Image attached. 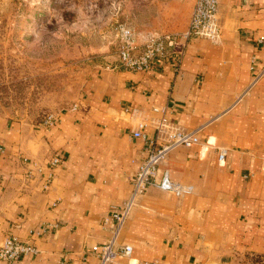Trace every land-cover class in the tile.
Here are the masks:
<instances>
[{
	"label": "crops",
	"instance_id": "0c3cea01",
	"mask_svg": "<svg viewBox=\"0 0 264 264\" xmlns=\"http://www.w3.org/2000/svg\"><path fill=\"white\" fill-rule=\"evenodd\" d=\"M219 11L221 41L193 37L179 71L175 47L149 72L105 62L55 125L0 129V244L15 235L39 249L13 264H99L113 234L103 220L130 197L148 156L133 133L143 124L153 137L163 117L204 126L201 142L172 149L157 174L194 189L149 186L117 239L133 253L113 264H235L239 253H264V74L238 101L264 69V0H219ZM54 156L63 160L51 171Z\"/></svg>",
	"mask_w": 264,
	"mask_h": 264
},
{
	"label": "rangeland",
	"instance_id": "374dc122",
	"mask_svg": "<svg viewBox=\"0 0 264 264\" xmlns=\"http://www.w3.org/2000/svg\"><path fill=\"white\" fill-rule=\"evenodd\" d=\"M194 2L0 0V129L41 125L50 114L59 119L73 110L96 67L118 59L120 25L143 39L182 33ZM258 254L242 252L234 262L264 264Z\"/></svg>",
	"mask_w": 264,
	"mask_h": 264
},
{
	"label": "built area",
	"instance_id": "2783aa9c",
	"mask_svg": "<svg viewBox=\"0 0 264 264\" xmlns=\"http://www.w3.org/2000/svg\"><path fill=\"white\" fill-rule=\"evenodd\" d=\"M117 35L120 39L117 49L118 63L123 69L134 72H149L155 68L158 60L168 58L170 48L175 47L179 55L176 70L179 71L182 57L193 37L204 38L213 43L221 41L219 0H195L188 27L181 34H156L147 37L143 42H139L132 27L120 25L117 28ZM253 66L252 68H254ZM262 74H264V69L252 82V86ZM250 88H247L246 92L238 98V101L250 91ZM77 108L78 104L73 109ZM57 120L53 114H50L44 118L42 125L51 127L56 124ZM144 128L145 126L140 124L139 128L134 131L133 136L144 140L148 156L140 165L132 180L133 187L130 197L121 205L115 207L112 213L103 220L104 225L113 223V234L100 249L99 264H113L119 256L130 257L133 253V247L129 244L117 246V239L138 198L146 193L149 186H157L161 190L172 192L177 196L190 194L194 189L192 185L173 180L168 169L162 171L160 178L157 177V174L161 162L172 149L201 142L200 132L204 126L191 131L183 130L172 126L167 118L163 117L157 123L153 137H149L144 132ZM2 154H4V148L0 146V156ZM226 156L227 150L221 148L218 154L219 165H224ZM62 160L61 156H54L50 161L51 171L58 167ZM51 178L52 174L48 178L49 183L46 187L50 185ZM38 252L39 249L32 242L24 241L15 235L7 236L0 244V260L8 264H13L26 256L35 255ZM136 264L170 263L160 259H151L142 260Z\"/></svg>",
	"mask_w": 264,
	"mask_h": 264
},
{
	"label": "trees",
	"instance_id": "16d2710c",
	"mask_svg": "<svg viewBox=\"0 0 264 264\" xmlns=\"http://www.w3.org/2000/svg\"><path fill=\"white\" fill-rule=\"evenodd\" d=\"M257 258H264V255L263 254H258Z\"/></svg>",
	"mask_w": 264,
	"mask_h": 264
},
{
	"label": "water",
	"instance_id": "95a60500",
	"mask_svg": "<svg viewBox=\"0 0 264 264\" xmlns=\"http://www.w3.org/2000/svg\"><path fill=\"white\" fill-rule=\"evenodd\" d=\"M116 61H118V59L116 58V60L115 61H111V63H115Z\"/></svg>",
	"mask_w": 264,
	"mask_h": 264
}]
</instances>
